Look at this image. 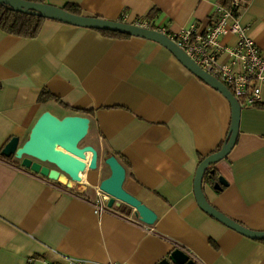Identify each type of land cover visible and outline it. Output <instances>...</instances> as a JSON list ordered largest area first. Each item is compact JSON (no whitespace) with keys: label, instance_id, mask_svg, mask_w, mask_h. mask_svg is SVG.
Wrapping results in <instances>:
<instances>
[{"label":"crops","instance_id":"obj_1","mask_svg":"<svg viewBox=\"0 0 264 264\" xmlns=\"http://www.w3.org/2000/svg\"><path fill=\"white\" fill-rule=\"evenodd\" d=\"M45 2L59 8L75 4L84 15L105 20L120 21L126 14L131 24L157 9L154 25L171 35L193 25L204 31L220 7L219 0ZM239 20L264 52V0H251ZM220 42L233 47L237 37ZM220 61H230L227 53ZM44 89L66 105L93 111L90 145L101 160L123 158L125 190L157 220L144 224L125 204L98 212V186L110 176L102 170L87 171L81 183L53 182L0 155V264H62L63 257L160 264L177 248L194 264H264V243L228 228L197 203L198 167L226 140L231 107L167 49L53 20L36 39L0 29V152L15 137L25 143L46 111L76 115L55 101L39 103ZM214 167L229 185L217 192L204 181L208 201L264 232V108L242 110L237 144Z\"/></svg>","mask_w":264,"mask_h":264},{"label":"water","instance_id":"obj_2","mask_svg":"<svg viewBox=\"0 0 264 264\" xmlns=\"http://www.w3.org/2000/svg\"><path fill=\"white\" fill-rule=\"evenodd\" d=\"M0 4L19 12L36 14L42 18L67 25L115 32L155 42L173 54L199 80L222 94L231 107V124L228 136L223 147L218 152L209 155L199 165L195 176V197L199 207L217 221L251 240L264 241V232L251 230L219 211L208 201L204 191L206 174L208 172L211 175L215 174L213 167L230 155L240 134L243 108L222 82L203 71L167 34L158 29L92 16L75 15L63 8L29 0H0ZM90 127L91 119L87 116L68 115L59 118L46 111L32 128L25 143L21 144L19 138L15 137L5 145L1 155L6 158L14 157L21 161L23 168L50 181L69 180L71 183H81L83 175L87 171H100L101 161H103L95 147L82 146V142L89 135ZM103 163L110 169V176L101 181L98 189L111 197L108 207L112 209L115 205L125 204L135 211V216L142 223L149 226L154 225L157 215L137 197L125 190L127 169L121 161L116 156H110L104 159ZM228 185L224 177H219L213 188L214 190H223V187ZM160 264H194V261L183 249L177 248L168 259L163 260Z\"/></svg>","mask_w":264,"mask_h":264},{"label":"built area","instance_id":"obj_3","mask_svg":"<svg viewBox=\"0 0 264 264\" xmlns=\"http://www.w3.org/2000/svg\"><path fill=\"white\" fill-rule=\"evenodd\" d=\"M246 5L243 0H234L233 6L240 8ZM120 22H127L124 14ZM134 25L151 28L146 20L137 19ZM159 30V29H158ZM167 34L166 30H159ZM203 71L222 82L238 100L242 108L252 107L262 102V87L264 86V52L250 38L246 29L240 24L239 18L221 7L215 14V21L200 31L196 25L182 30L175 35L167 34ZM233 35L237 43L233 47L223 46L221 37ZM229 56L228 63L221 62L222 55ZM101 204L97 211L110 210V196L98 190ZM57 264V263H50ZM62 264H97L86 259L63 257ZM115 264V263H110Z\"/></svg>","mask_w":264,"mask_h":264},{"label":"trees","instance_id":"obj_4","mask_svg":"<svg viewBox=\"0 0 264 264\" xmlns=\"http://www.w3.org/2000/svg\"><path fill=\"white\" fill-rule=\"evenodd\" d=\"M29 1L40 3V4H47L45 0H29ZM243 1L246 2V5L240 8H235L233 6L234 0H219L218 3L221 8L230 11L234 17L239 18L240 11L244 9L245 7H247L249 3L251 2V0H243ZM63 9L71 14L84 15L81 7L75 4H67L65 7H63ZM158 16H159V10L153 9L152 12L145 18L147 21L151 23V27L154 29H157V27L154 25V21L158 18ZM97 18H100V17H97ZM47 20L48 19L42 18L36 14H27L25 12H19L9 6L0 4V29L7 34L14 35L16 37L23 38V39H36L40 35L43 25ZM98 32L112 39L131 38V36L123 35V34L115 33V32H107V31H98ZM167 34L171 35L169 32H167ZM50 101H55L62 108H64L67 111L74 112L76 115L81 114L87 117L93 116L92 110H84V109H80L77 107L66 105L61 101L60 98L52 95L51 92L48 91V89H44L40 95L39 103L47 104ZM261 104L262 103H259L252 107H248V108H257V107L264 108L262 107ZM225 141L221 143L218 150H220L223 147ZM0 155H1V152H0ZM1 157L11 162L12 161L18 162V160L14 159V157L6 158L2 155ZM117 158L121 161V163L124 166H126V162H124L123 158L121 159L119 157ZM213 169L215 170V174L211 175L210 172H208L205 176L204 181L214 186V184L218 181V175H217V170L215 169V167H213ZM216 191L221 192L222 190H216ZM259 242L264 243V241H259Z\"/></svg>","mask_w":264,"mask_h":264},{"label":"rangeland","instance_id":"obj_5","mask_svg":"<svg viewBox=\"0 0 264 264\" xmlns=\"http://www.w3.org/2000/svg\"><path fill=\"white\" fill-rule=\"evenodd\" d=\"M59 118H63V115H61V117H59ZM91 140L92 139H91L90 135H88L87 138L82 142V146H88V145H90L91 142H92ZM18 162L21 163V161H18ZM101 162H102L101 163V170H102L103 174H104V172L107 173V174H110V169L108 168V166L105 163H103L104 160L101 161ZM218 164H216V165H218Z\"/></svg>","mask_w":264,"mask_h":264},{"label":"bare ground","instance_id":"obj_6","mask_svg":"<svg viewBox=\"0 0 264 264\" xmlns=\"http://www.w3.org/2000/svg\"><path fill=\"white\" fill-rule=\"evenodd\" d=\"M88 156H89V158H90L91 155L89 154Z\"/></svg>","mask_w":264,"mask_h":264}]
</instances>
